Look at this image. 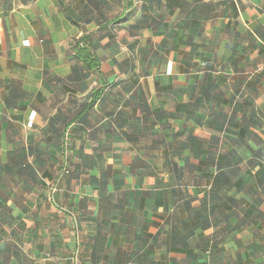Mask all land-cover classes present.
Instances as JSON below:
<instances>
[{"label": "crops", "instance_id": "0c3cea01", "mask_svg": "<svg viewBox=\"0 0 264 264\" xmlns=\"http://www.w3.org/2000/svg\"><path fill=\"white\" fill-rule=\"evenodd\" d=\"M0 264H264V0H0Z\"/></svg>", "mask_w": 264, "mask_h": 264}, {"label": "trees", "instance_id": "16d2710c", "mask_svg": "<svg viewBox=\"0 0 264 264\" xmlns=\"http://www.w3.org/2000/svg\"><path fill=\"white\" fill-rule=\"evenodd\" d=\"M63 0H61V2H62ZM67 172H70V170L69 169H67Z\"/></svg>", "mask_w": 264, "mask_h": 264}]
</instances>
